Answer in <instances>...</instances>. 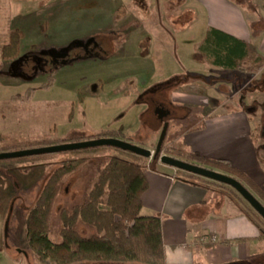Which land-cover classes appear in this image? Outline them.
Masks as SVG:
<instances>
[{
    "label": "rangeland",
    "instance_id": "rangeland-1",
    "mask_svg": "<svg viewBox=\"0 0 264 264\" xmlns=\"http://www.w3.org/2000/svg\"><path fill=\"white\" fill-rule=\"evenodd\" d=\"M173 1L0 0V75H4L1 78H10L9 81L17 85L26 84L24 80H34L35 86L41 85L35 89L31 100L34 101L30 105V112L27 113V119L32 121V125L22 120L23 123L18 121L13 132H3V143L0 149L5 151L0 152L85 141L95 139L106 131L116 132L120 136L119 139L130 142L123 131H133L137 126L142 131L141 137H138L139 141H146L145 137L149 133L157 132L151 142L142 146L138 145L155 154L164 125L170 124L160 156L168 155L193 163L165 151L176 149L188 152L187 147L184 148L185 145H183L184 139L180 138L183 131L176 127L182 117L190 115L191 122L198 116L203 119L206 115L212 116L238 109L244 111L248 118L253 119L254 124L251 121V125L255 128L252 137L264 160V64L256 61L258 54L255 52L245 64L244 78L246 80L239 85V88L225 85L230 78V73L218 70L214 79L202 83L214 85L217 82L219 85L216 92L195 89L199 92L196 95L203 96L201 100L203 103L192 106L195 112L194 117L192 111L177 108L176 103L180 102L175 101L173 97L175 91L184 89L188 92L192 90L193 83L199 82L198 79L187 78L193 76L189 74L175 81L176 87L173 92L168 89H161L158 92L160 99L158 106L168 111V118L160 120L155 114L156 108L152 106L150 111L139 113L141 116L131 108L128 112H124L123 108L128 97L123 89L116 88L118 82L111 79L112 76L115 77L113 74L116 71L111 66L101 63L116 56L121 40L125 37V33L120 30V25L116 21L118 18H113L112 15L118 11V16L122 17L127 8L148 11V6L154 7V5L157 10L164 9L166 12L192 8L191 5H186V1L183 3L180 2L181 0L179 3ZM236 1L243 4L250 23L253 24L259 36L255 39H260L264 35V0ZM214 15L217 16L215 19L219 20L223 17L220 11ZM166 16H159V20L160 23L169 25V17ZM125 19L123 22L127 25L128 18ZM170 19L175 20V17L172 16ZM181 19L185 23L188 21L187 17ZM15 30H21L24 33L26 42L23 39L22 44H25L23 55L18 61H5L2 59V49L9 43L11 33ZM29 31L35 40L32 46H30ZM26 33L28 38L25 36ZM27 49L37 52L36 65L26 54ZM30 64H33V68L29 73L28 65ZM51 69H56L54 82L49 87L42 88L43 84L48 83L50 74L47 71ZM238 89L243 90L239 92ZM0 90L3 89L0 88ZM7 90L11 93H22L24 89L17 86ZM144 99L153 101L154 97ZM244 99L248 101L245 102ZM207 106H210V112L207 111L209 108ZM194 122V120L191 123L188 122L189 127L203 126L201 123L194 124ZM89 134L92 135L89 136ZM32 137H39L41 141L45 140L41 143L46 144L32 146L33 144L27 142ZM11 141L12 144H9ZM119 155L120 152L113 148L89 152L84 155L89 158V161L63 179L62 191L55 205L51 222L52 242L61 241L62 224L59 217L61 210L84 203L97 181L99 168L105 166L113 156ZM74 157L71 152H65L27 157L28 160L24 161L19 159L0 161V264H43L38 256L41 246L30 241L28 237L29 232L40 229L29 222V212L55 168L64 160ZM152 160L153 157H143V161L149 166ZM156 166L159 170L174 171L175 175L178 172V169L164 165L160 158ZM224 186L227 187V185ZM253 194L260 199L254 192ZM78 229L85 236L93 233V229L83 223H79ZM201 242L215 243L218 242V238L206 236L201 239ZM65 258H67L65 251H61L57 256L59 262H63ZM46 260L49 261L48 258ZM252 264H264V257L256 258Z\"/></svg>",
    "mask_w": 264,
    "mask_h": 264
},
{
    "label": "crops",
    "instance_id": "crops-1",
    "mask_svg": "<svg viewBox=\"0 0 264 264\" xmlns=\"http://www.w3.org/2000/svg\"><path fill=\"white\" fill-rule=\"evenodd\" d=\"M184 1L192 8L166 12L164 9L157 10L154 5L148 6V11L127 8L122 17L118 16V11L112 15L113 18H118L116 21L125 37L121 40L118 53H114L116 56L101 63L116 71L113 74L115 77L112 76L111 79L118 82L116 88L123 89L128 97L123 108L125 113L130 108L138 115L143 111H150L151 106L162 109L158 106L160 99L155 92L156 88L172 78L189 74L200 77L199 82L193 83L192 90L188 92L184 89L175 91L173 97L180 102L176 103L177 108L192 111L194 117L192 106L203 103V96L196 95L199 92L195 89L216 92L219 85L217 82L214 85L202 83L214 79L218 70L230 73L225 85L239 88L246 80L245 64L253 52L258 54L256 61L264 64V35L255 39L259 36L242 3L236 0L180 2ZM217 11L223 14L221 20L215 19L217 16L214 14ZM161 15L169 17V25L160 23ZM172 16L175 20L170 19ZM126 17L127 25L123 22ZM182 17H187L188 21L185 23ZM212 29L222 31L248 45V55L238 61L239 67L225 68L213 63L208 55L212 44L204 45L207 34ZM28 34L32 46L34 36H31L30 31ZM25 36L28 38L27 33ZM24 47L25 44H22V52ZM2 76L0 75V88L3 89L0 90V146L3 143V132H13L18 121L32 123L27 119V113L30 112V105L34 100L22 102L15 98L25 95L29 89H38L41 86H35L34 80H24L26 84L17 85L9 81L10 78L4 79ZM17 86L23 87L22 93H11L7 90ZM238 90L242 92L243 89ZM143 97H154V100L147 101ZM207 107L210 112V106ZM189 119L190 115L182 117L179 124L175 125L183 131L180 138L184 139L183 145L188 152H198L212 159L228 160L264 190V160L252 137L255 128L251 125L253 119L238 109L206 115L203 119L200 116L193 118L194 124H203L201 127H189L188 122H192ZM6 129L9 131H5ZM139 129L136 126L133 131H123L124 136L130 142L142 146L151 142L157 134L155 131L151 132L145 137L146 141H139L138 137H141L142 132ZM44 141L39 137H32L27 142L37 146ZM146 177L149 188L142 198L141 214L145 217L161 218L167 264H236L238 261L252 264L256 258L264 257V240L260 239L259 229L219 188L190 185L179 179L174 171L152 167L147 168ZM206 236H216L218 242H201Z\"/></svg>",
    "mask_w": 264,
    "mask_h": 264
},
{
    "label": "trees",
    "instance_id": "trees-1",
    "mask_svg": "<svg viewBox=\"0 0 264 264\" xmlns=\"http://www.w3.org/2000/svg\"><path fill=\"white\" fill-rule=\"evenodd\" d=\"M23 39L24 33L21 30L12 32L9 43L2 49V59L11 62L20 60ZM207 43L212 44L208 55L213 63L220 67L237 68L239 67L238 61L248 55L246 43L216 29L208 32L204 45ZM34 51H29L26 54L31 57L34 65H36L35 55L37 52L34 53ZM28 67L30 73L33 64L28 65ZM47 72L50 74L49 80L42 88L49 87L54 82L53 77H55L56 69ZM32 75L34 76V73ZM183 77H175L162 83L155 92L158 94L161 89H168V91L173 92L174 87H176L175 81L183 79ZM187 78L195 80L200 77L188 76ZM35 91V89H29L25 95L18 96L15 100L30 102ZM98 138L119 139L120 136L116 132L106 131L95 137V139ZM45 144L40 143L39 145ZM109 148L111 147L71 152L75 157L64 160L57 166L43 185L28 216L29 222L40 228L29 232L28 237L30 241L41 246L38 256L43 264L54 262L57 264H167L161 218L159 216L145 217L141 214L143 209L142 198L149 188L146 177L149 165L143 161V157L118 149L120 155L113 156L105 166L99 168L97 181L87 195L86 201L74 205L70 209L61 210L59 215L62 224L61 241L59 243L51 241L53 211L62 191L63 179L79 170L89 161V158L84 156L85 154ZM165 151L203 167L233 176L254 192L264 204V190L245 172L233 166L230 161L208 158L192 151L186 152L176 149H166ZM159 158L160 154L154 156L149 167L157 169L156 165ZM24 160L28 159H19V161ZM176 176L190 185L219 188L257 226L260 231V239L264 240V220L248 206L235 190L181 170H178ZM79 223L92 228L93 233L89 236L83 235L78 229ZM61 251H65L67 254V258L63 262L57 260ZM47 258L49 261L46 260ZM238 264H250V262H239Z\"/></svg>",
    "mask_w": 264,
    "mask_h": 264
},
{
    "label": "water",
    "instance_id": "water-1",
    "mask_svg": "<svg viewBox=\"0 0 264 264\" xmlns=\"http://www.w3.org/2000/svg\"><path fill=\"white\" fill-rule=\"evenodd\" d=\"M168 124L164 125L155 154L132 142L118 138H98L79 142H69L57 145L35 147L30 149L0 152V161L15 160L33 156L73 152L94 148L111 147L144 158H152L161 153L164 139L168 131ZM160 161L169 167L188 172L199 177L227 185L234 189L250 206L264 219V204L238 179L229 174L222 173L207 167L186 162L168 155H161Z\"/></svg>",
    "mask_w": 264,
    "mask_h": 264
},
{
    "label": "flooded vegetation",
    "instance_id": "flooded-vegetation-1",
    "mask_svg": "<svg viewBox=\"0 0 264 264\" xmlns=\"http://www.w3.org/2000/svg\"><path fill=\"white\" fill-rule=\"evenodd\" d=\"M41 63V62H40ZM251 110V109H250ZM155 114H157V116H158V118L160 119V120H163L164 118L166 119V117L168 118V115H169V113H168V111L167 110H165V109H159V108H156V111H155ZM164 124H165V122H164ZM170 125V124H169ZM221 172V171H220ZM223 173V172H222ZM226 174V173H225ZM220 184V183H219ZM231 188V187H230ZM249 189V188H248ZM252 192V191H251ZM253 193V192H252ZM260 200V199H259ZM245 201V200H244ZM261 201V200H260ZM246 202V201H245ZM262 202V201H261ZM263 203V202H262ZM263 219V218H262ZM264 220V219H263Z\"/></svg>",
    "mask_w": 264,
    "mask_h": 264
},
{
    "label": "built area",
    "instance_id": "built-area-1",
    "mask_svg": "<svg viewBox=\"0 0 264 264\" xmlns=\"http://www.w3.org/2000/svg\"><path fill=\"white\" fill-rule=\"evenodd\" d=\"M204 239H207V238H204ZM214 240V238H212Z\"/></svg>",
    "mask_w": 264,
    "mask_h": 264
}]
</instances>
